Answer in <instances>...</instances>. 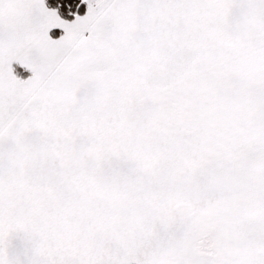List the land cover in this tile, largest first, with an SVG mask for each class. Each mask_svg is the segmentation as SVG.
I'll return each instance as SVG.
<instances>
[{"label":"snow or ice","instance_id":"snow-or-ice-1","mask_svg":"<svg viewBox=\"0 0 264 264\" xmlns=\"http://www.w3.org/2000/svg\"><path fill=\"white\" fill-rule=\"evenodd\" d=\"M0 264H264V0H0Z\"/></svg>","mask_w":264,"mask_h":264}]
</instances>
